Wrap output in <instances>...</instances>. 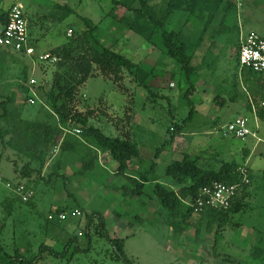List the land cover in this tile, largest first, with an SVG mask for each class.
<instances>
[{"label": "rangeland", "instance_id": "rangeland-1", "mask_svg": "<svg viewBox=\"0 0 264 264\" xmlns=\"http://www.w3.org/2000/svg\"><path fill=\"white\" fill-rule=\"evenodd\" d=\"M145 1L164 19L166 29L182 30L193 42L202 35L192 50L191 63L196 70L190 78L194 88L188 94L190 83L180 65L165 52L161 30L157 27L152 40H145L110 16L112 0H0V11L20 3L29 42L40 49L65 43L80 51L85 46L77 39L86 29L83 18L99 23L95 36L136 62L138 70L133 69V74L124 70L118 86L93 67V74L76 96L77 106L93 109L90 124L109 136H129L139 148L141 169L155 161L159 181L167 180L163 175L166 164L184 154L196 156L200 166L209 168L235 160L246 168L249 180L239 194V208L224 223L215 221L209 228L207 218L193 212L186 229L175 236L155 213L157 203L148 200L151 183L139 198L125 196L122 190L105 185V177L115 176L102 168L70 178L73 173L67 161H61L60 168L58 165L56 173L45 181L56 156L43 177L30 180L15 172L10 159H16L15 154L6 151L0 158V219L5 216V222L0 221V243L15 261L3 258L0 264H129L116 254L101 231L98 214L91 220L87 216L91 212L102 215L111 237L123 239L125 256L132 264H224L226 255L244 258L249 264H264V123L247 108L250 100L242 83L244 70L237 60L241 32L254 30L264 37V0H229V10L219 9L204 32L187 11L168 13L169 0ZM127 2L132 8L140 7L139 0ZM122 14L130 23L136 16L133 9ZM61 17L64 19L59 20ZM39 20L40 27L36 24ZM68 27L74 31L70 37L65 32ZM215 29L219 31L214 33ZM41 30L46 37H40ZM74 36L77 40H68ZM7 56L9 86L0 91L15 90L18 104L25 105L24 117L45 119L43 92L49 88L56 67L48 62L32 64L25 56L23 64L30 66L27 79H36L29 88L28 81L24 84L20 78L22 63L11 61L15 58L12 53ZM20 82L23 90L17 88ZM27 88L28 94L35 93L34 103L28 102L29 98L24 103ZM191 109L192 117L185 120ZM237 116L248 118L255 135L240 139L224 134L226 124ZM7 181L13 188L22 183L30 189L34 207L20 202L8 207L6 195L11 188L5 186ZM13 206L14 211L7 215ZM71 207L82 213L58 217L60 211ZM215 235L221 237L214 239ZM16 248L23 261H17Z\"/></svg>", "mask_w": 264, "mask_h": 264}, {"label": "trees", "instance_id": "trees-1", "mask_svg": "<svg viewBox=\"0 0 264 264\" xmlns=\"http://www.w3.org/2000/svg\"><path fill=\"white\" fill-rule=\"evenodd\" d=\"M140 7L132 8L127 0H112V6L109 10L110 16L119 23L127 24L128 28L143 37L147 41H151L158 27L161 30L162 44L165 52L173 58L185 72L189 81L187 94L194 88L190 78L195 72L196 67L191 63L192 50L201 42L202 35L193 42L190 36L180 31H171L165 28L164 19L157 15L154 9L147 4L145 0H139ZM231 6L229 0H169L167 3V12L174 10H185L192 15L196 22L201 26L204 32L213 17L219 9L224 12L228 11ZM133 9L136 16L131 23L124 17L123 11ZM7 10L0 11V24L6 20ZM64 17L59 18L63 20ZM86 29L78 34L79 41L84 47L78 51L76 46H70L61 43L48 52L51 57H55V61H39V65L48 62L56 67L49 88L43 92L45 101L43 107L47 111L45 119H25L21 117L20 108L24 104H18L16 100L15 90L4 93L0 91V155L6 150H12L16 155L13 161L14 170L20 177L26 179L30 177H43L42 168L44 165L45 155L54 146H58V159L54 161L53 170L48 173L45 181H48L53 174L56 173V167L59 162L64 161L68 156L74 158V163L79 165L73 170L75 175H85L93 171L97 164L98 152H103L114 163L113 175L115 177H123L124 182L120 185L122 194L139 198L145 193L148 183H151L148 200L157 203L155 213L158 214L162 221L166 223L171 233L180 236L186 229L188 220L193 210L185 200L193 199L203 185L220 181L224 183H238L241 180V174L238 171V163L235 160L223 161L218 168L202 167L198 164V158L189 154H184L181 158H175L169 161L164 169V177L166 181H159L158 174L155 171V161H153L147 169H141L138 163L139 148L137 144L130 139L129 136L121 138L119 136H109L92 124L90 119L94 114L93 109L87 108L83 111L78 110L76 105V96L79 87L86 79L93 74V67L103 77L113 80L118 86H121L124 70L133 74L138 64L123 53L115 50L112 45H105L95 36V31L99 27V23H94L90 18H83ZM71 28V27H68ZM67 28V29H68ZM72 29V28H71ZM218 29L214 30L218 32ZM66 32V30H65ZM74 34L72 33L70 36ZM67 36V35H66ZM68 36V37H70ZM68 39V38H67ZM77 40L74 37L68 40ZM239 50V45H238ZM9 53V54H8ZM12 53L11 61L22 63L21 65V81L24 84L27 79L28 67L24 62V55L20 57L17 53L0 46V76L5 71L7 55ZM10 58V57H9ZM19 60V61H18ZM238 60V51H237ZM242 83L249 97L247 108L253 111L256 117L264 123V74L255 72L249 68H242ZM18 83L17 88L23 90V83ZM27 86V85H26ZM4 86L0 84L2 89ZM16 88V87H15ZM3 90V89H2ZM24 90V103L26 98L32 97ZM187 97V95H186ZM193 109L185 118L188 120L192 117ZM117 125V123H115ZM180 129V126H178ZM73 129H79L80 132L74 133ZM156 153L159 149H156ZM17 161L21 162L19 166ZM56 170V171H55ZM61 174V173H59ZM243 189V185L237 192L234 200L227 209H207L201 213L210 225L219 221L218 224L224 223L231 213L239 208V194ZM13 191H9L6 195L7 206L15 205V202L26 204L34 207L33 198L22 201L19 196H12ZM22 201V202H21ZM11 208V207H10ZM7 210V215L14 211ZM72 208V207H71ZM78 208V207H76ZM81 210H83L80 207ZM63 211V210H62ZM60 211V212H62ZM154 212V210H153ZM98 214L99 227L106 238L110 241L116 254L124 261L132 264L125 256L123 250V239L120 237H111L105 228L102 215L98 212L87 214L90 218ZM4 219L3 216L1 220ZM4 227V226H3ZM2 225L1 228L3 229ZM219 238L221 235H218ZM217 235L214 239L218 238ZM17 261L22 254H19L16 248ZM8 258L15 261L13 255L8 253L0 243V259ZM225 263L230 264H249V262L237 256L226 255ZM224 263V264H225Z\"/></svg>", "mask_w": 264, "mask_h": 264}, {"label": "built area", "instance_id": "built-area-1", "mask_svg": "<svg viewBox=\"0 0 264 264\" xmlns=\"http://www.w3.org/2000/svg\"><path fill=\"white\" fill-rule=\"evenodd\" d=\"M72 29L66 30V35L70 36ZM0 46L11 50L12 52L27 56L32 64L39 61H55V57H51L49 52L37 53L35 48L29 42V34L27 29V20L24 14L23 7L20 3H13L7 9L6 20L0 24ZM239 68H249L255 72L264 74V37L254 30L247 33H240L239 50H238ZM36 79L30 77L28 87L34 85ZM35 95V93H32ZM29 102L34 103L32 97H29ZM264 107V101L262 102ZM248 118L246 116H237L226 124V131L234 137L244 139L251 133ZM74 132H79V129H74ZM241 174V180L238 183H224L213 181L210 184L203 185L199 188L197 195L193 199H187L185 202L192 207L193 212L200 213L207 209H227L234 200L241 186L248 182L247 170L245 167H238ZM15 188L12 183L6 182L5 186L16 192L22 200H28L31 197L30 189L22 184H16ZM82 212L78 208H70L68 211L59 212L60 219L67 217H75ZM52 216L49 214L48 218Z\"/></svg>", "mask_w": 264, "mask_h": 264}, {"label": "crops", "instance_id": "crops-1", "mask_svg": "<svg viewBox=\"0 0 264 264\" xmlns=\"http://www.w3.org/2000/svg\"><path fill=\"white\" fill-rule=\"evenodd\" d=\"M41 22L42 21H37L36 22V24H38L39 25V27L40 26H42L43 24H41ZM241 28V27H240ZM49 28H47V30H48ZM45 30V29H44ZM39 35H40V37L41 38H44V37H46L47 35L45 34V31L43 32L42 30L39 32ZM46 35V36H45ZM55 46H57V45H55ZM55 46H51L50 48H48V49H40V47L37 45V46H35V50H36V52H38V53H43V52H48L51 48H53V47H55ZM8 70V67L6 66L5 67V71L3 72V74L0 76V84L2 85V86H9V84L6 82V80L8 81L9 79H8V73L6 72ZM7 73V74H6ZM29 102V101H28ZM24 106L25 105H22L21 106V108H20V112H21V117L22 118H25V119H31V120H36V119H33V118H26V117H24L23 115H22V111H23V108H24ZM77 108H78V110H80V111H83V110H85L86 108L85 107H79V106H77ZM74 130V129H73ZM72 130V132H74ZM80 132V131H79ZM74 133H76V132H74ZM78 133V132H77ZM254 135H255V133H254ZM7 152L8 151H10V152H12L13 153V151L12 150H6ZM5 151V152H6ZM251 152V151H250ZM58 146H54V148H52L46 155H45V157H44V165H43V168H42V175L44 174V170L47 168V165L49 164V162H50V160L51 159H53L55 156H56V158L58 157ZM250 154V153H249ZM248 154V155H249ZM3 156V153L0 155V158ZM13 157H15L16 158V155L14 156L13 155ZM54 159V160H57V159ZM10 159H13V158H10ZM74 158L72 157V156H68L64 161H67V164H69L70 165V170H72L71 171V173H73V170L79 165L77 162H75L74 163ZM59 164H61V162H59ZM114 167H115V163H113V161L109 158V157H107L106 156V154L105 153H103V152H98V155H97V164H96V167H95V169L93 170V171H91V172H89V173H87V175H91L93 172H95L96 170H100L101 168L102 169H105V170H107L108 172H110V173H113V169H114ZM75 174L73 173V177H70V178H75ZM79 178V177H78ZM90 178H92V177H90ZM106 178V182H105V185L107 186V187H110L111 189H113V190H116V189H118V190H122V188H120V185L121 184H123V182H124V178L123 177H105ZM28 179H30V180H32L33 178L32 177H30V178H28ZM11 191H12V189H11ZM148 205H149V202H148ZM147 205V206H148ZM72 208H75V207H72Z\"/></svg>", "mask_w": 264, "mask_h": 264}]
</instances>
